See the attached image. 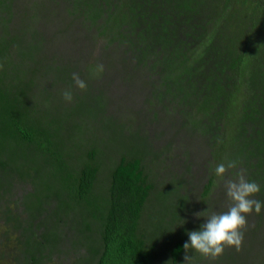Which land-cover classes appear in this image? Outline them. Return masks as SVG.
Instances as JSON below:
<instances>
[{"label":"trees","instance_id":"16d2710c","mask_svg":"<svg viewBox=\"0 0 264 264\" xmlns=\"http://www.w3.org/2000/svg\"><path fill=\"white\" fill-rule=\"evenodd\" d=\"M66 1L109 45L150 63L153 96L185 107L216 164L237 161L264 202V0ZM14 16L13 0H0V264H185L187 233L200 227L182 179L155 177L160 153L98 133L94 110L43 109L64 105L55 93L70 91V72L44 60L47 40L16 30ZM18 186L30 190L19 204Z\"/></svg>","mask_w":264,"mask_h":264},{"label":"rangeland","instance_id":"374dc122","mask_svg":"<svg viewBox=\"0 0 264 264\" xmlns=\"http://www.w3.org/2000/svg\"><path fill=\"white\" fill-rule=\"evenodd\" d=\"M13 2L16 30L20 32L23 29L26 35H33L31 37L37 43L40 37L47 40L44 43V60L50 59L60 67H67L72 82L69 89L77 95L74 102H68L63 96L64 89H58L56 98L64 105L50 104L43 109H65V105H70L69 109H92L96 121L100 123L96 126L101 135L115 142L123 138L130 144L134 143V146L140 144L154 153H160V162L149 164V169L161 180L171 173L182 179L183 193H187L190 199L186 203L187 219L194 228L200 227L206 219V216L196 219L194 214L228 210L230 201L224 181L236 179L238 174L243 173L242 168L229 169L224 180L215 175L216 161L212 155L216 150L214 142L210 136L185 122L180 113L185 107H179L167 98L153 96L161 82L157 75H152L148 67L150 63L144 67L128 48L109 45L95 27L83 22L80 15L70 12L66 0ZM98 64L104 66L102 75L95 72ZM73 74H78L86 83V90L81 91L76 87ZM91 95H99L101 99L94 100ZM102 109L105 119H102ZM210 176H215L213 185L209 194L202 197ZM102 182L104 180L99 181L101 186ZM18 188L15 201L19 204L22 194L30 190L28 187L23 192L21 187ZM219 261H226V264H264V217L259 219L254 212L247 216L241 250L237 252L235 248H226L216 262Z\"/></svg>","mask_w":264,"mask_h":264},{"label":"clouds","instance_id":"9594fccd","mask_svg":"<svg viewBox=\"0 0 264 264\" xmlns=\"http://www.w3.org/2000/svg\"><path fill=\"white\" fill-rule=\"evenodd\" d=\"M95 72L97 75H102L104 66L102 64L96 65ZM72 79L77 88L81 91L86 90L87 85L78 74H73ZM63 96L68 102L73 99L71 91H65ZM236 167L237 161H229L227 165L221 163L216 166L215 175L224 180L225 173ZM224 187L230 201V207L227 211L211 214H207L205 211L194 214L196 219H201L203 216H206V219H204L205 223L200 226V230L187 233L189 239L183 245L185 264H192L193 257L189 255L190 249L212 260L222 256L226 248H235L239 252L247 227V216L253 212L259 215L264 208V202L254 198L260 191L259 185L246 179L245 174L240 173L236 179L225 180Z\"/></svg>","mask_w":264,"mask_h":264}]
</instances>
